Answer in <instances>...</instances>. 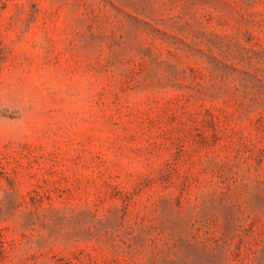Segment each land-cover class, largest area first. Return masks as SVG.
<instances>
[{
    "label": "rangeland",
    "instance_id": "1",
    "mask_svg": "<svg viewBox=\"0 0 264 264\" xmlns=\"http://www.w3.org/2000/svg\"><path fill=\"white\" fill-rule=\"evenodd\" d=\"M0 264H264V0H0Z\"/></svg>",
    "mask_w": 264,
    "mask_h": 264
}]
</instances>
